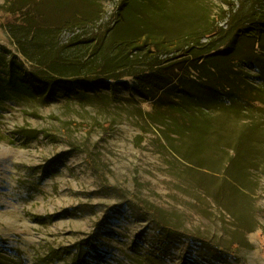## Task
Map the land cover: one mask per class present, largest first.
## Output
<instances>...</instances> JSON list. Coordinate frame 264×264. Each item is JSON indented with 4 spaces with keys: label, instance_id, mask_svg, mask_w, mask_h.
I'll list each match as a JSON object with an SVG mask.
<instances>
[{
    "label": "rangeland",
    "instance_id": "rangeland-1",
    "mask_svg": "<svg viewBox=\"0 0 264 264\" xmlns=\"http://www.w3.org/2000/svg\"><path fill=\"white\" fill-rule=\"evenodd\" d=\"M39 1L0 0V264H72L79 249L81 264H264V60L240 37L264 0L48 2L25 25L15 9ZM231 38L230 98L176 90L165 113L127 88L126 73L199 70ZM51 62L77 77L12 88Z\"/></svg>",
    "mask_w": 264,
    "mask_h": 264
},
{
    "label": "trees",
    "instance_id": "trees-1",
    "mask_svg": "<svg viewBox=\"0 0 264 264\" xmlns=\"http://www.w3.org/2000/svg\"><path fill=\"white\" fill-rule=\"evenodd\" d=\"M48 2L51 3V5L55 4L54 9L57 13L59 10H67L68 12L72 7L70 0H43V2L39 1L38 4L29 3L28 5L23 6V8H17L15 9V13L19 14L21 17L20 19H24L23 22L25 25L29 20H34V18L39 15L49 18L51 17V12H48L50 10ZM137 4L138 2L133 5L125 3L124 16L128 18V15L133 12V9L136 11L135 6ZM132 17L134 20L135 17ZM126 22L128 23L129 20ZM256 24L251 22L243 23V34L240 35V37H247L251 41H256L257 51L253 54H249V56H251L253 61L257 62V60H264V21H257ZM231 28H234V26ZM234 29L236 30V28ZM216 35L220 41L223 40L222 35L218 33ZM229 42L228 45L225 43H219L217 46L210 47L208 51L204 52L201 55L202 58L198 62V64L202 66L199 70L192 64L185 66L186 68L184 71L177 67L179 70L178 74L176 73L175 76L173 73H164L161 69H154L153 67L149 69L147 68L141 72L126 73L125 77L128 81L125 82L127 88H129L131 93L136 94L144 101L151 102L155 111L159 112L160 110H163L165 113H168L174 108L171 98H173V94L176 90H178V94H181L182 97L184 96L186 100H190L192 94H196L193 91L203 94L207 100L211 96L216 97V95L221 93V90H224V96L230 98V87L225 84L228 83V80L223 68L219 66V63H227L239 57L240 50L235 38H231ZM188 45L189 43L186 44V47H188ZM160 47L163 48L164 46L161 45ZM52 59L55 58L53 57ZM261 64L264 63L260 62L259 65ZM73 65L69 67L68 65L65 66L59 63V67L56 68L57 65L53 62H51V64L48 63L41 74H37L36 72L29 74L28 76L30 77L28 80L26 78L20 79L18 77L13 79L12 88H19L29 96H35V94L42 96L45 92L49 95L51 93L50 90L54 87L64 86L61 79L77 77V73L75 72L77 67H73ZM65 68L71 70V72L68 71L69 75L65 74ZM59 77L61 78L59 79ZM187 82L189 83L186 86L185 83ZM102 83H104L103 80L97 79L88 80L84 85L95 86L102 85ZM191 87L192 90H188ZM2 89L3 87L0 85V95L3 94ZM47 95H45V97ZM203 110H205V107ZM187 248V245H184L181 251L185 252ZM86 250L79 249L78 253H76L72 259V264L83 263Z\"/></svg>",
    "mask_w": 264,
    "mask_h": 264
}]
</instances>
